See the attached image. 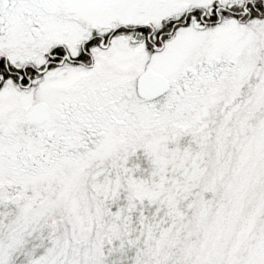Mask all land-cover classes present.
Instances as JSON below:
<instances>
[{"label": "snow or ice", "instance_id": "snow-or-ice-1", "mask_svg": "<svg viewBox=\"0 0 264 264\" xmlns=\"http://www.w3.org/2000/svg\"><path fill=\"white\" fill-rule=\"evenodd\" d=\"M0 264H264V0H0Z\"/></svg>", "mask_w": 264, "mask_h": 264}]
</instances>
